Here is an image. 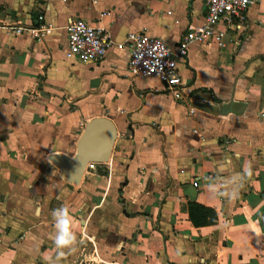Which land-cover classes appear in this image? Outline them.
<instances>
[{
    "label": "crops",
    "instance_id": "obj_1",
    "mask_svg": "<svg viewBox=\"0 0 264 264\" xmlns=\"http://www.w3.org/2000/svg\"><path fill=\"white\" fill-rule=\"evenodd\" d=\"M39 14L53 26L44 41L13 30ZM206 14L204 0H0V264L55 262L60 207L76 244L57 264H264V0L224 47H189L190 104L131 75L128 48L95 63L69 50L74 18L175 50ZM94 118L116 126L111 159L68 183L50 156H74ZM190 202L218 223L196 227Z\"/></svg>",
    "mask_w": 264,
    "mask_h": 264
},
{
    "label": "built area",
    "instance_id": "obj_2",
    "mask_svg": "<svg viewBox=\"0 0 264 264\" xmlns=\"http://www.w3.org/2000/svg\"><path fill=\"white\" fill-rule=\"evenodd\" d=\"M262 1L204 0L207 14L203 24L189 26L175 50L163 39L145 32L130 34L125 42L117 43L107 29L74 18L66 26L69 50L81 60L95 63L102 62L114 47L120 50L128 48V71L131 75L157 77L176 100L190 104L189 97L184 94L185 85L178 67V63L188 57L189 47L193 43H214L224 47L228 32L242 29L247 23L249 9ZM13 30L18 34L29 32L35 40L44 41L52 33L53 26L47 22L45 14H39L37 25H17ZM97 164L90 163L87 166L95 169Z\"/></svg>",
    "mask_w": 264,
    "mask_h": 264
},
{
    "label": "water",
    "instance_id": "obj_3",
    "mask_svg": "<svg viewBox=\"0 0 264 264\" xmlns=\"http://www.w3.org/2000/svg\"><path fill=\"white\" fill-rule=\"evenodd\" d=\"M243 105L235 104L234 111L242 112ZM117 139V129L108 118H94L86 124L74 156L53 154L50 160L61 170L64 180L80 185L87 165L90 163H107Z\"/></svg>",
    "mask_w": 264,
    "mask_h": 264
},
{
    "label": "clouds",
    "instance_id": "obj_4",
    "mask_svg": "<svg viewBox=\"0 0 264 264\" xmlns=\"http://www.w3.org/2000/svg\"><path fill=\"white\" fill-rule=\"evenodd\" d=\"M244 174L247 175V172ZM55 222L54 244L58 250L55 262L50 260V264H57L60 258L65 256L64 249L73 250V245L76 244V236L71 230V220L67 207L55 209L52 213Z\"/></svg>",
    "mask_w": 264,
    "mask_h": 264
},
{
    "label": "trees",
    "instance_id": "obj_5",
    "mask_svg": "<svg viewBox=\"0 0 264 264\" xmlns=\"http://www.w3.org/2000/svg\"><path fill=\"white\" fill-rule=\"evenodd\" d=\"M189 214L192 223L196 227L218 223V215L215 210L195 202L189 203Z\"/></svg>",
    "mask_w": 264,
    "mask_h": 264
}]
</instances>
